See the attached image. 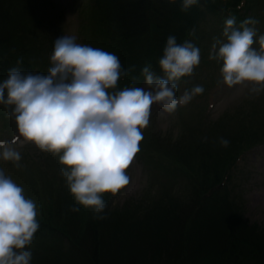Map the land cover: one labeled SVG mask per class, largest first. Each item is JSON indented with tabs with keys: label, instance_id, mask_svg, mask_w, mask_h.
I'll use <instances>...</instances> for the list:
<instances>
[{
	"label": "clouds",
	"instance_id": "clouds-1",
	"mask_svg": "<svg viewBox=\"0 0 264 264\" xmlns=\"http://www.w3.org/2000/svg\"><path fill=\"white\" fill-rule=\"evenodd\" d=\"M175 2V0H172ZM199 0H181L187 11ZM242 6V5H241ZM259 20L252 16L237 25L236 17L224 21L222 38H214L209 59L221 63L218 83L229 88L250 86L252 97L264 92V34L257 35ZM195 31L189 33L194 36ZM259 48L254 47V44ZM46 73L17 66L0 80V106L16 125L17 135L0 140V160L21 168L22 154L15 145L34 144L41 152L57 156L63 178L75 204L89 208L94 219H105V193L116 194L130 183L128 169L140 151L143 130L158 105L173 113L204 87L196 85L177 95L183 77L200 64L201 51L192 40H166L158 60L160 74L151 64L141 68L143 86L119 87L128 72L119 57L100 47L78 42L74 34L53 41ZM207 140V138H204ZM219 143L228 147L229 140ZM36 202L0 169V264H32L28 250L40 228Z\"/></svg>",
	"mask_w": 264,
	"mask_h": 264
},
{
	"label": "rangeland",
	"instance_id": "rangeland-1",
	"mask_svg": "<svg viewBox=\"0 0 264 264\" xmlns=\"http://www.w3.org/2000/svg\"><path fill=\"white\" fill-rule=\"evenodd\" d=\"M8 3H14V0H8ZM20 5L25 9L23 18L30 27L25 33L31 40L26 41L25 49L27 47L28 55L34 59L33 63L41 64L46 72L50 67L53 41L58 36L74 34L80 43L106 51L110 48L109 39L114 30L99 16L97 0H17L18 9H21ZM249 16L259 20L257 29L264 28V0L254 1L246 18ZM208 18L201 25V38L198 36L194 42L201 51L200 64L191 76H185L188 84L181 80L179 86L182 94L185 89L202 85L203 94L173 113L163 111L158 105L153 106L150 124L143 130L144 138L135 156L139 159H134L127 170L130 183L114 195L104 194L106 211L122 213L127 208L152 213L159 211L155 209L157 204L162 199L167 201L173 192L185 196L198 190L205 194L213 187V194L207 198L210 200L200 211L211 216L214 212L222 213L230 201L213 197L221 186H227L241 203L243 217L248 223H258L264 230V143L255 145L257 141H264V92L252 97L250 86L229 88L218 83L221 63L209 59L208 46L220 36L214 32L217 28L215 20ZM36 37L38 41H33ZM116 50L115 44L111 52L116 54ZM2 51L3 47L0 63ZM25 71L38 72V69ZM127 81V78L121 79L119 87L131 86ZM221 137L229 140L228 147L220 145ZM239 139L256 143L239 154L238 162L229 160L231 155L230 158L234 159L245 145L243 142L237 144ZM15 147L22 154V167L16 168L11 162L0 160V169L23 187L26 197L36 202L40 228L28 250L32 252V262L41 261L42 256L47 253L55 256L60 249V244L47 233L50 226L59 229L74 226L71 220L59 216L62 204L76 202L59 174L63 165L57 156L41 152L34 144L22 139ZM225 169L228 178L226 176L217 184V177L220 180ZM193 171L196 175L190 177ZM78 207L80 210L75 219L82 232L92 220L93 212Z\"/></svg>",
	"mask_w": 264,
	"mask_h": 264
},
{
	"label": "trees",
	"instance_id": "trees-1",
	"mask_svg": "<svg viewBox=\"0 0 264 264\" xmlns=\"http://www.w3.org/2000/svg\"><path fill=\"white\" fill-rule=\"evenodd\" d=\"M254 1L258 0H199L197 5L183 11L181 0H97L99 16L114 30L108 51L116 44V54L128 72L121 78L130 83L137 80V85L143 81L140 71L146 64L160 74L158 60L168 36H175L178 43L186 39L195 42L198 36L201 38V25L209 16L217 24L215 34L222 37L225 19L235 16L239 25ZM20 6L18 9L17 0L14 3L0 0V50L3 47L0 80L17 66L18 59L22 58L19 65L22 69L37 65L25 49L26 41L31 40L25 33L30 27L23 18L25 9ZM193 30L195 35L189 36ZM259 31L264 28H258ZM254 47L259 48L258 43ZM261 141L237 140V144L245 145L229 160L234 161L243 150ZM226 173L225 169L220 180L215 178L217 184ZM195 175L193 171L189 176ZM221 187L213 197L230 199L222 213L214 212L211 216L200 213L210 200L207 198L213 194V187L205 194L198 190L185 196L173 192L169 195L173 197L162 199L155 208L159 211L152 213L143 209L126 208L122 213L105 209L106 218H92L82 232L75 219L76 212L70 211L73 204L66 202L59 216L71 220L74 226L68 225L66 229L50 226L47 233L60 244V249L55 256L47 253L32 264H264V230L258 223L249 224L239 200L227 186Z\"/></svg>",
	"mask_w": 264,
	"mask_h": 264
}]
</instances>
